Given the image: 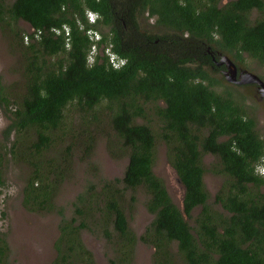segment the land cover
Here are the masks:
<instances>
[{
    "label": "trees",
    "instance_id": "1",
    "mask_svg": "<svg viewBox=\"0 0 264 264\" xmlns=\"http://www.w3.org/2000/svg\"><path fill=\"white\" fill-rule=\"evenodd\" d=\"M0 24L16 38L23 76L13 102L0 94L11 122L0 185L18 149L28 166L23 205L60 216L51 264H98L84 229L113 246L108 264H131L139 243L154 249L151 264H264V136L245 95L215 75L222 55L264 69V0H0ZM109 53L125 64L114 68ZM101 135L127 160L123 176L95 175L67 215L55 199L74 150L89 162ZM159 144L184 186L182 208L154 170ZM209 170L222 177L214 201ZM140 192L153 218L138 235L128 210ZM4 235L0 264H11Z\"/></svg>",
    "mask_w": 264,
    "mask_h": 264
},
{
    "label": "rangeland",
    "instance_id": "2",
    "mask_svg": "<svg viewBox=\"0 0 264 264\" xmlns=\"http://www.w3.org/2000/svg\"><path fill=\"white\" fill-rule=\"evenodd\" d=\"M227 1L229 0H222L224 3ZM258 15L257 11L253 13V17H258ZM144 19L145 17H142L143 26L155 32L157 29L153 26V21L150 19L148 22ZM19 25L22 29L28 30L29 25L24 21H20ZM16 42L14 35L0 24V94H5L10 102H13L23 82V76L19 72L22 56L18 51ZM220 59L221 56L218 58V62ZM235 64L242 70L252 72L260 78L264 75V69L258 62L248 60V68H244L242 64L240 66L237 63ZM220 65L225 68L216 72L215 75L219 78H225L223 81L225 84L233 83L245 95L244 101L248 112L255 117L258 130L264 136V98L261 95L259 86L253 82L238 84L230 81L224 72L227 69L226 65ZM8 115L0 106V142L4 140V129L11 123ZM74 120L76 121H73L72 124H79L77 121H81L80 115H77ZM105 130H107V127ZM67 131L68 127L61 130L62 133ZM15 138H18V136L16 137L13 134L12 139ZM65 144L66 142L60 146V151L65 150V147H63ZM56 149L58 150V148ZM109 150L107 139L102 135L97 137L95 146L90 150L89 162H85L81 158L84 155L81 149L75 148L69 171L60 185L55 199L58 205L66 209L67 215H71L72 202L76 194L86 188L88 181L98 183L95 175L109 178L123 176L127 160L112 156ZM157 152L154 170L157 175L165 179L170 195L175 203L182 208L184 189L177 181V175L167 160L165 146L159 144ZM0 153L4 155L3 149H0ZM5 156L9 155L5 153ZM214 160L213 156L206 155L204 162L208 165ZM24 161V158L18 159V149H16L14 161L10 159L6 165L4 184L0 185V232L5 233L3 237L9 241L11 264H51L56 254L54 243L59 235L60 216L55 212H33L23 205L22 187L25 183V173L28 171V166ZM259 173L264 175V164L259 168ZM204 179L210 194V201H214L222 177L209 170L205 173ZM136 197L138 201L130 205L132 210H128V221L130 227L140 235L153 216L142 203V193H136ZM196 212H198V209ZM189 222L192 223L193 220L190 219ZM82 235L86 245L95 254L98 264H108L109 258L116 255L113 246L103 236L92 234L86 229L82 231ZM153 253L154 249L152 247L139 243L136 246L131 264H151Z\"/></svg>",
    "mask_w": 264,
    "mask_h": 264
},
{
    "label": "water",
    "instance_id": "3",
    "mask_svg": "<svg viewBox=\"0 0 264 264\" xmlns=\"http://www.w3.org/2000/svg\"><path fill=\"white\" fill-rule=\"evenodd\" d=\"M218 64L226 65L227 69L224 72L230 81L234 83H238V84H244V83H250V82L258 84L261 95L264 98V81L258 75L252 72L246 71V70H242L235 64V62L232 59H230V57L226 55L221 56V59L218 62ZM239 69H240V73H239V76H237V72ZM177 181L181 184L182 188L184 189V186L178 176H177Z\"/></svg>",
    "mask_w": 264,
    "mask_h": 264
},
{
    "label": "built area",
    "instance_id": "4",
    "mask_svg": "<svg viewBox=\"0 0 264 264\" xmlns=\"http://www.w3.org/2000/svg\"><path fill=\"white\" fill-rule=\"evenodd\" d=\"M96 18L95 14L90 13V20L94 21ZM110 54V61L113 64L114 67H120L121 64H123V60H120L115 54L109 53Z\"/></svg>",
    "mask_w": 264,
    "mask_h": 264
},
{
    "label": "clouds",
    "instance_id": "5",
    "mask_svg": "<svg viewBox=\"0 0 264 264\" xmlns=\"http://www.w3.org/2000/svg\"><path fill=\"white\" fill-rule=\"evenodd\" d=\"M90 13L95 14L96 18H95L94 21H91V20H90ZM87 16H88L89 21L92 22V23L95 22L96 19H97V15H96V13L91 12V11L87 12ZM93 36H94V37H92L93 40H99V39H100V35L97 34V33H95ZM117 57H118V56H117ZM118 58H119V57H118ZM109 59H110V54H109ZM119 59H120V60H123V61H124L123 64H125V62H126L125 59H123V58H119ZM110 63H111V61H110ZM111 64H112V63H111ZM123 64H121L120 67H121ZM112 66H113V64H112ZM113 67H114V66H113ZM120 67H117V68H120ZM114 68H116V67H114ZM263 164H264V163H263ZM263 164H258V165H257V170H258V171H259V168H260L261 166H263Z\"/></svg>",
    "mask_w": 264,
    "mask_h": 264
},
{
    "label": "flooded vegetation",
    "instance_id": "6",
    "mask_svg": "<svg viewBox=\"0 0 264 264\" xmlns=\"http://www.w3.org/2000/svg\"><path fill=\"white\" fill-rule=\"evenodd\" d=\"M239 73H240V69H239L238 72H237V76H239Z\"/></svg>",
    "mask_w": 264,
    "mask_h": 264
}]
</instances>
